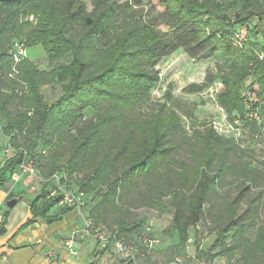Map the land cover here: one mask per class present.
Returning <instances> with one entry per match:
<instances>
[{"label":"trees","instance_id":"16d2710c","mask_svg":"<svg viewBox=\"0 0 264 264\" xmlns=\"http://www.w3.org/2000/svg\"><path fill=\"white\" fill-rule=\"evenodd\" d=\"M148 4L158 7L160 14L145 20L140 0H91L90 10L82 0H0V132L15 150L0 167V191L8 183L14 185L12 174L27 160H31L35 174L36 145L40 155L46 148L50 151L49 168L53 171L29 203L30 218L20 230L37 218L49 224L59 222L74 210L60 207L56 215L48 216L60 201L59 195L49 197L53 186L50 178L54 174L67 177V173L76 174L84 167L87 172L77 182L75 193L90 196L83 199L84 206L94 202L88 218L95 226L131 244L133 239L139 241L145 218L128 222L124 213L114 219L110 215L123 211L122 198L128 190H138L147 178L157 177L159 183L165 176V180H175L155 187L156 194L149 200L150 205L164 204L171 210L172 224L164 235L177 234L182 244L190 238L194 244L199 242V222L207 197L226 172L231 173L233 165L226 160L240 150L239 146L203 125L194 128L191 145L200 152L190 170L186 167L178 174L170 163V153L180 143L183 131L180 117L166 106L169 89L165 102L144 113L138 108L158 83V63L182 50L193 60L216 61L224 87L217 102L228 115L242 117L239 93L246 81L258 96H264V0H150ZM236 27L247 29L239 49L232 45ZM16 42L26 48L40 46L51 67L40 70L29 57L14 64L9 51ZM13 67L17 75L10 78ZM215 79L207 74L204 84L189 85L186 91L198 93ZM52 84L61 86V95L46 102L41 89ZM18 88H26V92L18 96ZM16 99L21 110L13 115L9 106ZM87 111L92 116L86 118ZM19 139L22 147L17 144ZM243 156L241 153V159L237 158L240 164L232 173L245 187L234 200L224 201L225 225L217 231L212 248L196 252L197 258L210 260L223 255L222 251H211L223 247L226 235L233 230L235 236L245 231L235 210L239 198L257 185L258 171L249 163L241 164ZM60 157L64 159L57 164ZM108 221L115 227L107 229ZM5 224L3 214L0 235ZM231 248L241 249L243 264H264V220L253 242L234 241Z\"/></svg>","mask_w":264,"mask_h":264},{"label":"rangeland","instance_id":"374dc122","mask_svg":"<svg viewBox=\"0 0 264 264\" xmlns=\"http://www.w3.org/2000/svg\"><path fill=\"white\" fill-rule=\"evenodd\" d=\"M88 10L91 9L90 1L91 0H82ZM131 0H118L119 3L129 2ZM150 0H140L141 7L144 8L142 15L145 20H148L153 17H157L160 14V9L158 7H152L149 5ZM134 10L138 11L136 7ZM33 18L29 17V21H32ZM239 27H236L238 29ZM234 33V32H233ZM233 36V35H232ZM174 55H176L174 57ZM183 56V57H182ZM27 57L30 61L33 62L40 70H47L51 67V64L47 61L46 55L42 48L38 45L30 46L27 48ZM187 60V64L182 62V59ZM158 71H163V77L158 81L156 86L149 93L148 99L139 106L140 112H147L151 107L165 102L166 91L169 89L171 94L170 99L166 101V106L172 108L176 114L180 117L182 133L180 134V143H177L176 147L170 153V163L173 168H176L177 173L181 172L183 168H188L193 165L196 161V155L200 152L199 149H192L191 143L193 139L191 138L193 129L201 127L202 125L205 128H210L211 122L213 119L218 118L220 115H227V119L231 122L236 120V113L233 115H228L218 104L217 97L214 99L203 97V92L207 87L213 86L214 84H222L218 79V71L216 67V61L214 59L207 60H193L187 58V55L182 50H178L174 54L163 58L158 65L156 66ZM207 74H212L215 76L213 83L209 84L206 88L198 93H188L186 88L189 85H201L205 82V77ZM223 86V85H222ZM242 90V88H241ZM224 90L220 93L222 94ZM43 99L46 102L55 100L58 96L61 95V86L59 84H52L44 86L41 89ZM241 93V91H240ZM239 96L241 98V94ZM219 94V95H220ZM264 94V93H263ZM242 100V98H241ZM243 105V113L246 110V106ZM9 110L13 115L20 112V103L16 99L9 106ZM191 114V117H189ZM92 116V112H86L85 117L88 118ZM264 116V115H263ZM255 128V129H254ZM253 132L257 131V128L252 124L246 126V131ZM257 133V132H256ZM216 134V133H215ZM218 137L236 142L230 137L222 136L216 134ZM3 135L0 132V138ZM4 137V136H3ZM251 134H245L242 140H238L235 144L239 146V151L235 152V155H230L226 162L233 165V169L237 170L238 159L240 158L241 153L244 154L242 157L243 163H249L250 168H257V185L251 186L250 191L245 195L239 198V205L235 210L236 216H241L240 224L245 226V231L238 236H235V230L226 235L224 246L216 247L211 251L212 254H218L219 252H224L223 255L219 256L223 264H243V255L240 248H231L232 242H241L243 239H247L249 242H253L257 233L258 226L264 220V164L258 165L260 162H264V140L262 139H253ZM3 146L2 150L0 149V159L2 158L0 164L5 161L7 157H10L14 154L15 150L9 146L8 140ZM17 144L22 147L21 139L18 140ZM67 143H63V149H65ZM40 146L36 145L34 151L35 158L34 168L35 174L25 176L28 179L29 183L34 186H44L47 183V180L50 177L52 170L49 168L50 162V151L46 148L44 150V155H40L38 152ZM49 151V152H48ZM62 152L61 150L59 151ZM59 153V154H60ZM65 158V156H63ZM60 157L57 160V164H61L62 159ZM241 159V158H240ZM172 160V161H171ZM240 164V163H239ZM39 165V167H37ZM233 169L230 172H226L224 180L218 184V186L210 192L207 197V203L205 204V211L202 215V218L199 222L200 226V239L194 247L203 245V248L209 250L212 248L215 242V237L217 231L220 228H223L225 225V215L223 213V206L225 202H231L234 200L239 191L245 187L242 186L241 181L233 175ZM161 173L164 169L160 168ZM85 168L82 167L81 171L76 174H68L66 177V186L73 192H77V182L86 174ZM53 173V171L51 172ZM178 173V174H179ZM157 177L147 178L145 181L140 182L138 190H128L125 194L127 196L122 198V201L125 205L123 211L121 212H112L110 215L113 219L120 217L124 213V216L128 222H137L141 218H145V223L143 227L148 228L151 236L157 241L162 235H164V230H166L171 224V210L166 206H155L150 205L149 200L153 199L152 195H155L154 188L161 186H168V181H173L175 178H170V180H165V176L161 179V182H157ZM246 185V183L244 184ZM14 186V185H13ZM188 188L183 189L184 192H187ZM151 193H150V192ZM101 193L105 192V189H101ZM95 198V193L92 194ZM89 199V197H87ZM85 196V200H87ZM153 201V200H152ZM225 201V202H224ZM86 203V202H85ZM118 204L121 206V202ZM123 206V205H122ZM122 208V207H121ZM126 211V212H125ZM117 216V217H114ZM90 217V216H89ZM122 217V216H121ZM107 229L114 228V224L108 221L105 225ZM190 233L193 232L190 230ZM234 236V237H233ZM159 263V262H158ZM187 262V264H190Z\"/></svg>","mask_w":264,"mask_h":264},{"label":"crops","instance_id":"0c3cea01","mask_svg":"<svg viewBox=\"0 0 264 264\" xmlns=\"http://www.w3.org/2000/svg\"><path fill=\"white\" fill-rule=\"evenodd\" d=\"M187 58L189 57L187 56ZM182 62L187 64V60L184 58ZM5 139L7 138L3 136L0 138L1 150L6 144ZM1 160L2 158L0 162ZM2 164L3 162L0 167ZM25 176L28 175H23L18 182L14 183V186H9L8 183L0 191V222L3 214H6L4 234L0 235V264H131L120 260L111 246L101 248L91 237L84 236L74 241L73 248L76 255H72L64 246L66 240L73 233L83 228L84 220L92 216L94 202L91 205L86 204L80 210L70 211L59 222L49 224L43 218H37L34 224L20 230L26 220L30 218L29 203L43 187L31 185L28 179H24ZM10 196L18 201L13 208L7 209L6 202ZM87 197L90 198V196ZM84 198L85 196H83ZM59 209V206L52 208L48 216L56 215ZM138 242L134 239L132 241L137 264L152 262L164 264L173 257H180L187 264L196 255V252L207 251L203 245L194 247V243H180L177 234H174L172 237L162 235L156 241L153 250L146 256H141ZM210 262L223 264L219 256L210 259Z\"/></svg>","mask_w":264,"mask_h":264},{"label":"built area","instance_id":"2783aa9c","mask_svg":"<svg viewBox=\"0 0 264 264\" xmlns=\"http://www.w3.org/2000/svg\"><path fill=\"white\" fill-rule=\"evenodd\" d=\"M247 29L245 27H239L233 33L232 45L235 49L242 48L246 39ZM9 55L12 57L14 64L19 63L21 60L27 57V48L24 44L16 42L12 45ZM258 58L261 60L262 56L259 55ZM17 75L16 69L13 67L11 73L8 75L10 78H14ZM163 71H159L158 81L162 79ZM224 87L222 84H214L209 86L203 92V97L205 99H214L222 91ZM26 92V88H18L15 93L18 96H22ZM241 98L246 106V110L242 117L237 118L234 121L227 119V115L222 114L218 118H215L211 122V129L218 135L228 136L231 139L239 142L242 140L245 134H251L248 130L246 131V126L252 124L253 127L257 128V133L251 134L253 139L264 140V96L260 97L253 90L251 83L246 81L243 84L241 90ZM242 137V138H241ZM23 175H34V169L31 160H27L19 165L18 171L12 174L11 180L16 183L20 180ZM50 181L53 183L52 189L49 193V197L60 196V201L58 203L59 207L73 208L74 210H80L84 206L83 196L80 193H75L66 186V176L59 174H54L51 176ZM150 232L147 229L143 232L139 238L140 252L141 256H146L149 252L153 250L156 244V240L149 235ZM84 236L91 237L95 242L101 246V248H107L111 246L115 254L122 261L130 262L131 264H137L134 252L135 247L133 244L127 242L125 239L117 236L116 233L107 232L94 225L90 218L84 220V226L80 231H77L68 238L64 244L66 249L72 254L76 255L73 248L74 241L76 239L82 238ZM188 244L193 243V239L187 241ZM150 264H163L152 262ZM164 264H186L180 257H173L167 263ZM190 264H212L210 260L200 259L196 256L191 258Z\"/></svg>","mask_w":264,"mask_h":264},{"label":"water","instance_id":"95a60500","mask_svg":"<svg viewBox=\"0 0 264 264\" xmlns=\"http://www.w3.org/2000/svg\"><path fill=\"white\" fill-rule=\"evenodd\" d=\"M18 201V199H10L6 202V208L7 209H11L14 207V205L16 204V202Z\"/></svg>","mask_w":264,"mask_h":264}]
</instances>
